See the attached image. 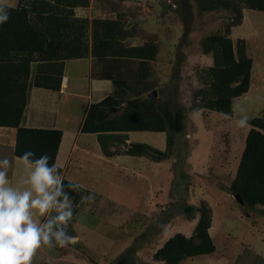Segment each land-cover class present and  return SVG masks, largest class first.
<instances>
[{"label": "rangeland", "instance_id": "rangeland-1", "mask_svg": "<svg viewBox=\"0 0 264 264\" xmlns=\"http://www.w3.org/2000/svg\"><path fill=\"white\" fill-rule=\"evenodd\" d=\"M14 1L5 0L4 4ZM92 6L95 19L118 20L123 45L136 46L148 43L156 45L153 67L151 62H146L143 71L145 74L140 85L152 86L159 104L167 102L172 108L182 107L185 127L182 131L174 133L172 157L164 162V166L157 169L154 166L145 168V172H142L145 177L142 175L132 178L129 172L123 171L121 175L118 173L113 181L108 182L106 179H109V175L102 176L105 170L99 173L97 171L99 169L87 172L82 169L76 173L78 182L86 188L89 187V183L96 182L92 193L95 196L94 201L73 205V219L68 226V234L76 236L77 245L72 247L69 244L67 247L59 248L42 245L37 250L40 255L34 258V263L119 264L121 257H124L126 261L123 264H160L153 260V249L149 245L152 240L150 237L163 229L172 218L182 223L184 216L190 217L182 211L183 204L193 203L199 197L218 211L221 205H228L230 202V198L225 194L227 191L222 186L225 185L228 190L238 166L244 139L241 141V133L237 132L236 144L229 148L237 152L235 155L237 159L233 160L234 170L230 167L229 171L225 170L220 177L211 179L214 177L213 171H217L219 166L217 149L222 148V142H227L228 139L220 135L222 123L218 122L217 125L214 115H210L212 117L210 120L212 119L211 123L217 126H211V132H208L204 126L208 122L201 118L206 111L200 116L194 114V111L206 109L198 108L199 89L208 86L207 68L213 63L212 55L204 54L201 44L209 35L224 33L226 25L231 22V13L224 9L204 11L195 0H93ZM86 35L90 41L89 28ZM229 36L233 44L239 38L245 40L246 54L253 59L254 73L262 72L253 78V84L257 89L252 90L248 98L235 99V112L239 116L247 115L249 118L258 116L259 112H262L259 105L264 100V78L262 81L258 80V77L261 78L262 75L264 77V11L244 7L241 22L231 26ZM94 61L97 63V59ZM76 63L78 69L83 71V62ZM138 66V60L127 59L121 67L122 74L127 75L126 80L130 84L137 81ZM133 94L134 92L130 90L123 93L122 106L133 97ZM147 94L144 92L141 95ZM215 113L219 117L223 116L222 113ZM188 130L192 132V136L194 132L199 131V134L202 132L203 137L200 138L197 133L201 144L193 142V147L197 148V152L193 154L197 165L193 168L191 165L185 166L183 159L186 151L191 149L186 136ZM152 143L155 147L159 145ZM211 147H214L213 163L210 155L203 153V150L212 149ZM158 170H161L159 175ZM68 176L70 177V174ZM195 176L196 188L191 186L192 177ZM150 179H153V188L157 192L165 188L164 196L163 191L153 196L155 201H158L154 203L155 205L150 202L152 187L147 184L151 182ZM192 187L194 196H191ZM97 193L102 196L104 194V199H99ZM233 202L237 208L235 212L243 210L241 204L234 199L232 204ZM260 208L263 207L258 206L256 210ZM172 230L174 227L167 232ZM139 248L141 253L137 256L135 252Z\"/></svg>", "mask_w": 264, "mask_h": 264}, {"label": "trees", "instance_id": "trees-1", "mask_svg": "<svg viewBox=\"0 0 264 264\" xmlns=\"http://www.w3.org/2000/svg\"><path fill=\"white\" fill-rule=\"evenodd\" d=\"M195 1L204 11L224 9L231 13V22L226 25L224 33L209 35L201 44L203 53L212 55L213 63L207 68L208 86L199 89L198 105V108L231 115L233 99L249 88L252 59L246 54L244 39L239 38L233 44L230 28L241 22L244 7L264 11V0ZM88 4L89 0H19L16 6L3 5L8 19L0 23V126L16 129L14 155L19 157L26 150H32L36 157L48 154L49 164L55 163L62 135L60 129L22 125L29 97L31 63L82 58L91 54L103 62L99 75L111 80L115 90L112 95L90 105L80 130L97 134L106 155L110 154L106 140L108 132L164 131L165 150L135 142L129 144L127 152L143 153L157 159L170 156L174 133L185 127L184 111L182 107L172 108L167 102L159 104L157 98L149 96L153 87L140 85L146 62L155 57L156 45H123L119 22L112 19H93L89 42L86 37L88 19L76 17L73 12L75 7ZM127 59L139 62L137 81L131 84L121 68ZM129 90L134 92L133 97L122 106L123 93ZM144 92L148 94L142 96ZM248 124L250 128L228 191L242 198L244 209L264 208V108L260 115L250 118ZM70 182L64 179L66 185ZM87 193L84 187L79 192L70 191L74 197L73 205L81 202V196ZM181 209L189 216L198 213L197 223L191 236L175 233L153 253V260L160 264H179L183 258L208 254L215 249L208 232L211 221L209 205L201 201L197 206L183 204ZM125 261L121 257L118 263Z\"/></svg>", "mask_w": 264, "mask_h": 264}, {"label": "crops", "instance_id": "crops-1", "mask_svg": "<svg viewBox=\"0 0 264 264\" xmlns=\"http://www.w3.org/2000/svg\"><path fill=\"white\" fill-rule=\"evenodd\" d=\"M89 1L91 2L88 6L75 7L73 12L76 17L88 19L90 29L89 42H91V21L95 19V17L92 12L93 0ZM18 2L19 0H15L14 3L6 4L16 6ZM96 59L97 58L89 54L87 57L82 58L32 62L29 77L28 103L22 119V125L25 127L56 128L62 131L55 163L59 166L60 173L64 179L79 184L85 189L88 188L87 195L93 193L94 184L96 182L93 181L89 183V187L87 188L85 185L79 183L75 174L82 169H85V172L91 171V169H99L97 170L99 173L105 170L102 176L105 177L108 174L109 179H106V181L108 180V182H111L117 178L118 173L121 175L123 171L129 172L132 178L142 175L145 177V174H142L143 171L145 172V168L154 166L157 169L162 165L164 166V162L172 157L171 154L168 157L157 159L143 153L132 154L127 152L129 144L135 142L146 143L150 146H153L151 142L158 143L159 145L157 147H153L162 151L165 150L166 133L164 131L131 130L108 132L106 134L109 135V137H107L106 140L110 154L106 155L101 149L97 134L86 133L80 130L90 105L102 100L106 96L112 95L115 90V86L111 80L100 77L99 74L103 69V62L97 59V63H95L94 60ZM77 61L83 62V71L78 69V63L75 64ZM149 62L152 63L153 67L154 60H150ZM261 62V64H263V61ZM154 66H156V64ZM253 67L254 64H252L251 68L249 88L243 95L233 99V107L235 99L240 97L248 98L250 96L249 93L257 89L255 84H253V78L254 75L257 76L262 72L258 71V73H254ZM263 78L262 75L261 78L258 77V80L262 81ZM263 108L264 100L261 101L259 105L261 111ZM212 111L213 110L209 109H199L194 111V114L200 116L205 112L201 118L208 122L204 124L208 132H211V126H217L218 122L222 123V128L219 130V133L221 136L223 135V137L225 136L228 139L227 142L221 141L223 143L222 148L217 149L219 153V166L217 167L218 170H214L212 173L214 177H211V179L215 180V178L220 177L225 170L228 169L229 171L230 167H232V169L234 168L235 161L233 162V160L237 159L235 158L237 152L229 148L235 146L237 132L241 133V141L244 139L245 142L250 127L243 130L241 128L236 130L235 121H237L240 116L235 111H232L231 115L223 114L222 117L217 116L215 113L216 111ZM259 113L261 114V112ZM210 115H214V118L217 120V125L211 123L212 119L210 120ZM15 133L16 129L13 127L0 126V160L7 158L11 162V166L8 169L10 184L15 187L23 188L24 185L22 181L26 173L24 172V165L13 153ZM197 133L199 134V131L194 132L193 136L192 132L189 130L186 133L189 143L191 144V149L186 151L183 159L185 166L191 165V168L197 165V162H195L196 157H193V154L197 152V148L193 147V142L201 144L196 136ZM199 135L200 138H203L202 132ZM181 140L182 139H180V141ZM211 148L212 149L206 148L203 150V153L210 155L213 163L214 147ZM160 171L161 170L157 171L158 175L161 174ZM68 174H70V177ZM234 176H232V180ZM195 179L196 176L194 178L192 177L191 186L193 185V187L196 184ZM150 180L151 182L149 181V183H147L149 187H152L150 191V202L155 205L158 201H155L153 196L158 192L162 193V191L164 196L165 188L157 192L153 188V179ZM212 184L217 186L213 182ZM193 187L191 196L195 194ZM222 187L227 191L225 193L226 197L230 198L228 205H221V209L216 211L213 206L208 204L211 208V221L208 232L215 246L214 251L208 254L183 258L179 264H264V208L256 210L258 206L253 209H244L243 207L242 211L237 210V212H235L234 210L237 208H235L234 202L232 204V200H235L234 196L227 190L225 185ZM97 196L99 199H104V194L102 196V194L97 193ZM201 201L204 202V200L198 197L189 205H197ZM119 207L120 206H118V208ZM198 217V213H194L190 217L184 216V222L182 223H178L177 220L173 218L168 221L163 229L155 232V234L150 237L152 240H150L151 242L149 245H151V249H153L152 253L175 233H182L186 237L191 236ZM35 218L39 219L38 217ZM176 219L178 218L176 217ZM171 227H174V230L167 232ZM149 245L148 247H150ZM57 247L59 248V246ZM141 248L136 250L135 253L137 256L141 253ZM144 248L145 247H143V249ZM38 255H40L39 252H36L32 264H35L34 258ZM145 262L148 261L145 260Z\"/></svg>", "mask_w": 264, "mask_h": 264}, {"label": "clouds", "instance_id": "clouds-1", "mask_svg": "<svg viewBox=\"0 0 264 264\" xmlns=\"http://www.w3.org/2000/svg\"><path fill=\"white\" fill-rule=\"evenodd\" d=\"M4 2L0 0V23L8 19ZM249 119L241 115L236 127L247 129ZM17 159L26 173L23 188L10 184L11 162L0 160V264H32L42 245L67 247L77 242L68 234L74 212L70 191L79 192L82 186L71 182L66 185L59 166L49 164L46 153L36 157L34 151L26 150ZM94 199L91 193L81 196V202L91 203Z\"/></svg>", "mask_w": 264, "mask_h": 264}, {"label": "water", "instance_id": "water-1", "mask_svg": "<svg viewBox=\"0 0 264 264\" xmlns=\"http://www.w3.org/2000/svg\"><path fill=\"white\" fill-rule=\"evenodd\" d=\"M151 97H155L156 96V91L155 90H152L151 91V93L149 94ZM234 198H235V200L239 203V204H243L244 202H243V200H242V198L238 195V194H235L234 195Z\"/></svg>", "mask_w": 264, "mask_h": 264}]
</instances>
